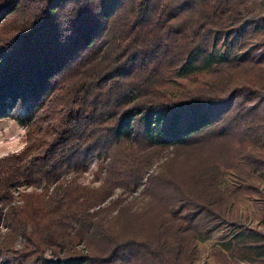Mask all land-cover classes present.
Masks as SVG:
<instances>
[{"label":"trees","instance_id":"1","mask_svg":"<svg viewBox=\"0 0 264 264\" xmlns=\"http://www.w3.org/2000/svg\"><path fill=\"white\" fill-rule=\"evenodd\" d=\"M249 1L0 0V117L26 142L0 155V264H193L220 226L217 264H264V14ZM166 149L143 209L101 205ZM94 154L97 187L48 191ZM239 197L259 227L230 214Z\"/></svg>","mask_w":264,"mask_h":264},{"label":"rangeland","instance_id":"2","mask_svg":"<svg viewBox=\"0 0 264 264\" xmlns=\"http://www.w3.org/2000/svg\"><path fill=\"white\" fill-rule=\"evenodd\" d=\"M248 8L251 9L254 13L264 14V1L263 0H250L248 3ZM254 38L256 40H264V24L260 29L254 31ZM188 81H191L189 79ZM50 125L51 122H54V119L49 120ZM44 126V125H43ZM24 126L18 124L15 120L14 113H11L9 116L0 117V155H3L10 151H15L23 147L26 143L24 140ZM169 149L163 151L162 155L158 158L153 159L148 165L145 166L141 181L135 187L125 188L122 186L115 187L110 196L101 203V205L108 204L112 200H119V204H126L130 207L132 211H138L145 207L148 201V195L144 192V183L145 178L148 174L154 173L158 169V165L162 161L165 160V156L167 155ZM100 158H98L95 154L87 163V166L78 171L75 169H65L62 168L58 171L57 176L53 180V182L48 186V191L53 187V185L57 183H67L72 179L81 185L89 186V187H97L104 175L103 171L96 175L98 162ZM231 180V175L229 172H224L220 182L219 188L221 190L226 189ZM258 185L260 189L264 193V178L258 181ZM42 187V183L37 186H29L23 190H20L17 193L12 192L13 194V203L20 202V193L25 191H39ZM230 214L235 215L238 219L242 220L248 226L259 227L258 218L256 216V211L253 208L252 201L246 197H239L238 199L232 201L230 203ZM115 213V209H113L109 215ZM6 228L2 224L0 220V238L5 232ZM232 229L225 226H220L217 228H213L208 232H203L198 235L195 243V256L193 259V264H217L216 261L213 260L210 248L211 245L215 242L223 240L227 238L231 234ZM20 235H17L15 246L18 247L21 243ZM77 249H84L82 244L76 245ZM47 251L45 250V253Z\"/></svg>","mask_w":264,"mask_h":264},{"label":"built area","instance_id":"3","mask_svg":"<svg viewBox=\"0 0 264 264\" xmlns=\"http://www.w3.org/2000/svg\"><path fill=\"white\" fill-rule=\"evenodd\" d=\"M30 185H27V186H17L15 189H13L12 191H11V193L13 192V194L14 193H17V192H19L20 190H23V189H25L26 187H29ZM13 194H12V196H13Z\"/></svg>","mask_w":264,"mask_h":264}]
</instances>
